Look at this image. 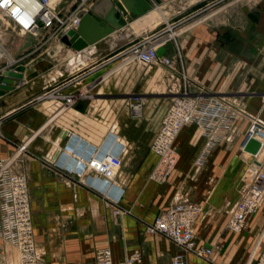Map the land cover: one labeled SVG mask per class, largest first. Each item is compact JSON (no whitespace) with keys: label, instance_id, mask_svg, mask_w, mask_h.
I'll use <instances>...</instances> for the list:
<instances>
[{"label":"crops","instance_id":"1","mask_svg":"<svg viewBox=\"0 0 264 264\" xmlns=\"http://www.w3.org/2000/svg\"><path fill=\"white\" fill-rule=\"evenodd\" d=\"M153 1L157 4L165 0ZM164 16L163 12L152 11L126 25L123 33L137 37L150 32L145 29L157 26L165 20ZM222 16L238 18L235 27L215 31L218 37H229V42L221 44L215 38L202 44L193 42L186 72L212 89H232L234 82L245 84L251 90L246 107L264 122V0H233L223 6ZM124 34L116 44L109 36L93 46L89 59L97 65L85 78L91 84L90 99L65 108L53 100L35 101L52 74L48 59L29 61L21 80H13V90L0 96V156L12 149L10 141L26 139L46 120L50 121L30 139L28 148L42 156L51 140L60 137V145L72 149L59 160L67 168L73 166V152L88 157L91 152L116 153L118 141L126 145L113 178L119 193L115 187L93 184L110 199L116 200L119 195L115 205L126 213L114 220L103 198L85 186L66 185L35 159H25L17 165L27 181L32 234L41 253V264H93L94 252L105 247L114 263L138 251L140 260L133 264H170L177 248L162 236L146 234L144 227L153 222L178 191L187 193L200 206L193 226L196 246L212 249L211 263L186 255V264H252L264 247V200L247 217L239 233L226 230L225 222L238 199L239 178L246 165L249 160L259 163L263 156L236 154L235 146L221 140L208 151L204 163L195 166L194 158L203 138L192 125H187L175 138L178 159L173 170L163 182L149 178L157 161L149 145L167 101L157 95L155 84L149 85L158 71L153 76L154 68L143 70L120 57L128 41ZM171 52L169 45L162 48L164 56ZM78 61L83 62L82 57ZM231 67H235L232 72ZM131 92L143 96L138 117L132 116L122 102L121 97ZM16 255L11 246L0 241V264H18Z\"/></svg>","mask_w":264,"mask_h":264},{"label":"built area","instance_id":"2","mask_svg":"<svg viewBox=\"0 0 264 264\" xmlns=\"http://www.w3.org/2000/svg\"><path fill=\"white\" fill-rule=\"evenodd\" d=\"M93 1L56 0L51 3L50 0H0V18L20 36L37 37L40 31L46 30L59 50H63V54L76 53L63 45L60 39L68 31L76 29L81 15L89 10ZM146 1L152 8H156L153 0ZM162 25L164 26L158 30L129 39L120 54L124 60L135 63L143 70L154 68L153 76L158 71L155 76L156 93L167 101L159 127L149 145L150 150L157 155V161L148 177L157 182H163L177 162L175 138L183 126L192 125L203 138L200 151L194 158L195 166L202 164L206 153L217 142L231 140L232 130L239 119H245L249 125L255 120L256 128H260V125L264 128L262 121L249 114L243 105L235 111H230L223 103L224 97L214 99V95L205 87L189 81L180 74L174 56L156 55V50L164 43L163 35L171 26L168 21H164ZM76 54L82 57L84 65L76 67L75 71L67 72L65 78L71 76V80L65 82L61 74H51L42 86V91L34 97L35 101L53 100L65 108L74 105L78 100L92 97L87 93L91 84L82 86L79 83L95 70L97 64L91 62L88 55L81 52ZM2 71L6 69H1L0 74ZM80 85L81 88L78 87ZM191 85L193 89L190 88ZM239 93L246 94L241 91ZM121 98L129 113L138 117L143 104L142 94L131 92ZM49 121L46 120L43 126L33 131L26 139L19 142L10 141L12 149L0 156V241L17 252L18 264H41V253L34 244L32 234L27 181L24 173L17 168L25 159L37 160L42 168L61 178L66 185L81 184L99 194L104 204L109 207L113 220L126 213L115 205L119 195L116 200L110 199L101 193L103 191L93 186L94 183H98L104 187H115L119 193L120 188L116 186L113 178L121 166L126 145L118 141L120 147L116 153L106 151L97 155L91 152L88 157L73 152V166L67 168L59 160L72 152V149L67 145L61 146L60 137L51 140L42 156H37L28 148L30 139L44 129ZM259 121L260 125L257 123ZM248 137L254 138L247 127L239 142L242 154L244 152L242 143ZM261 146L259 142V149ZM263 164L264 156L256 164L249 160L239 178L241 182L239 196L229 209L225 225L226 230L231 233H239L247 217L254 213L264 200ZM199 214L200 206L192 201L187 193L178 191L153 222L145 225L144 232L148 235L162 236L177 248L178 251L170 259V264H186V255L211 263L212 250L196 246L195 243L193 226ZM256 257L253 264H264V247ZM139 260L138 251L126 255L119 263L112 261L111 252L107 247L98 249L93 254V264H133Z\"/></svg>","mask_w":264,"mask_h":264},{"label":"rangeland","instance_id":"3","mask_svg":"<svg viewBox=\"0 0 264 264\" xmlns=\"http://www.w3.org/2000/svg\"><path fill=\"white\" fill-rule=\"evenodd\" d=\"M232 1L233 0H165L161 3L155 4V6L158 7V10L160 9V12H163L165 14L164 21H168V24H171L169 30H167L163 35L162 41L164 43L162 44L161 49L167 45L171 46V54L165 57L174 56L177 59L176 68L178 72L185 76L189 81L196 82L191 78V76L187 74L185 69L186 62L187 60H189L188 54L193 53V50L191 48V44L193 42L196 41L197 43L202 44L206 41H212L213 38H215V41L217 42L220 41L219 43L221 44L222 41L225 43L229 42V37H218L215 31L220 32L222 28L235 27L238 24V18H236L235 16H230L229 18L225 16L223 18L222 16L223 6L226 3ZM164 21H161L154 28H146L145 31L152 32L153 30L162 28L164 26L162 25ZM29 37L30 36H20L15 30L11 28V26L7 25L0 18V70H15L18 67H25V65L29 61H32L34 59H41L42 61L48 59V68H52L53 66V69H51V71H53L52 74H61L62 79H65L66 82L67 80H71L72 78L71 76L65 78L67 72L75 71L76 67L84 64L82 61H78V58L81 57L79 54L71 52H69L68 54H63V50H59L56 44L49 38V32H47L46 30L40 31L37 37H31L32 39H28ZM21 40L22 44L19 45ZM65 52L66 51H64V53ZM234 64V66H237L238 62H235ZM234 70L235 67L230 68L231 72ZM48 72H50V70ZM155 78L156 77L152 78V82H150L149 84L150 87L157 83H153ZM196 83L202 85L208 90V92L212 93L214 95V99H218L217 97H224L225 99L223 103L230 111H235L236 109L241 108L240 105H243L244 109L249 114H251L253 117L255 116L256 119L261 120L257 114L252 113L246 107V99L250 95L249 93L251 92V90L247 86H245V84H241V82H234L235 85H233L232 89H228L225 87L212 89L208 88L200 82ZM79 84L84 86L87 84V81L85 82L84 79ZM81 85L78 87L81 88ZM190 88L193 89V86L191 85ZM240 91L246 94L242 95L241 93H239ZM89 92L90 91L88 90L87 93ZM51 118L52 117L50 116L49 119ZM248 125L249 122H247L245 119H239L238 123L232 130V138L227 145L230 147L235 146L234 151L236 154L241 153V151L239 150V143L234 144V141H237L238 138L243 136L244 131L247 129ZM248 129H250V127H248ZM255 139H258L260 140L259 142H261V138L256 137ZM256 155L259 157L264 156L263 146L260 147ZM205 156L202 164L204 163ZM251 156L253 157L254 155ZM262 170H264V164L262 165ZM262 248L260 250H262ZM207 249L212 250L211 248ZM16 257L18 258L17 255ZM255 258L257 257H254L253 262Z\"/></svg>","mask_w":264,"mask_h":264},{"label":"water","instance_id":"4","mask_svg":"<svg viewBox=\"0 0 264 264\" xmlns=\"http://www.w3.org/2000/svg\"><path fill=\"white\" fill-rule=\"evenodd\" d=\"M67 1V0H64ZM153 10L146 0H94L89 10L81 15L74 31H68L60 41L73 52H81L88 56L93 51V46L99 41L112 36L114 43L123 39V29L126 25L140 19ZM120 31L118 34H115ZM142 34V33H140ZM126 38L131 39L128 35ZM156 55H162V49L156 50ZM24 67L15 70L2 71L0 74V96L5 91L13 90V80H21ZM242 149L255 154L259 149V142L252 138H246L242 143Z\"/></svg>","mask_w":264,"mask_h":264},{"label":"bare ground","instance_id":"5","mask_svg":"<svg viewBox=\"0 0 264 264\" xmlns=\"http://www.w3.org/2000/svg\"><path fill=\"white\" fill-rule=\"evenodd\" d=\"M52 1V3L53 2H55L56 0H51ZM50 1V2H51ZM152 11H156L157 13H159V14H161V12H160V9L158 10V7H156V9H153V10H151L150 12H148L147 14H150ZM147 14H145V15H147ZM144 15V16H145ZM143 16V17H144ZM142 18V17H141ZM140 18V19H141ZM135 22V21H134ZM130 28V27H129ZM128 29V28H127ZM107 46V45H106ZM253 122H252V124L251 125H249L248 127H250V134L254 137V138H261V145L264 147V128L260 125V121L259 122H257V123H259V125H260V128H256V122H255V120H252ZM263 123V122H262ZM261 123V124H262ZM264 124V123H263ZM260 130V132H257V131H259ZM259 151V150H258ZM257 151V152H258ZM245 152V151H244ZM257 152L255 153V154H257ZM247 153V152H246ZM249 154V153H248ZM254 154V155H255ZM251 155V154H250ZM250 216V215H249ZM17 262L19 263V261H18V258H17Z\"/></svg>","mask_w":264,"mask_h":264}]
</instances>
